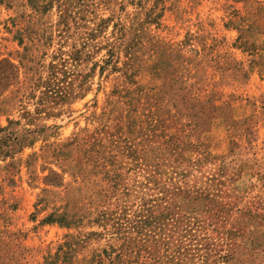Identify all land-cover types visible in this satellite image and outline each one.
Wrapping results in <instances>:
<instances>
[{
    "label": "rangeland",
    "instance_id": "rangeland-1",
    "mask_svg": "<svg viewBox=\"0 0 264 264\" xmlns=\"http://www.w3.org/2000/svg\"><path fill=\"white\" fill-rule=\"evenodd\" d=\"M0 264H264V0H0Z\"/></svg>",
    "mask_w": 264,
    "mask_h": 264
}]
</instances>
